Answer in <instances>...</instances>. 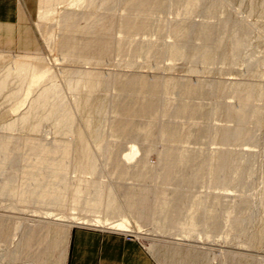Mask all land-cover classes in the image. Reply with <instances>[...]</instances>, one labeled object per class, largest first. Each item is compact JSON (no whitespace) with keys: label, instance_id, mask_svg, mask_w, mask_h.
<instances>
[{"label":"rangeland","instance_id":"1","mask_svg":"<svg viewBox=\"0 0 264 264\" xmlns=\"http://www.w3.org/2000/svg\"><path fill=\"white\" fill-rule=\"evenodd\" d=\"M183 2L31 0L16 25L0 24V139L8 142L0 151V264H65L77 228L135 243L148 264H264V0ZM212 30L224 47L208 62L199 53ZM23 56L40 69L39 84L8 76ZM130 78L145 85L125 98L119 88ZM181 82L210 90L183 97ZM45 87L60 102L55 114L32 109ZM246 94L248 120L237 131ZM183 105L201 114L176 116ZM66 111L71 129L57 122ZM122 123L139 132L118 131ZM177 124V142L159 134ZM46 145L55 154L33 178ZM61 145L70 151L61 184L40 201L35 193L48 185ZM171 145L169 156L188 168L173 167L165 182L159 165ZM130 147L138 153L126 162ZM195 173L203 176L193 183ZM176 193L189 195L181 213L158 214Z\"/></svg>","mask_w":264,"mask_h":264},{"label":"bare ground","instance_id":"2","mask_svg":"<svg viewBox=\"0 0 264 264\" xmlns=\"http://www.w3.org/2000/svg\"><path fill=\"white\" fill-rule=\"evenodd\" d=\"M49 1L50 0H40V5H43V6L46 5L47 6V4L50 3V2L51 3L52 2L59 3V2L65 1V0H51L50 2ZM88 1L89 2H94L95 0H88ZM181 1L183 2V0H181ZM174 3H176V2H174ZM183 3L184 4L181 3V5H182V7H183V5L185 7V4L187 5V3L186 2H183ZM87 5H89L88 2H87ZM177 6H180V4L178 3ZM182 7H181V9H183ZM179 8L180 7H178V11H181ZM193 8H194V5H190V3H189V10L188 11H191V10L195 11L196 8L194 10H193ZM174 11H177V10L175 9ZM146 27H147V25H146ZM141 29H143V28H141ZM144 29L146 30V28H144ZM144 29H143V31L140 30V32H145ZM239 31H240L239 33H242V34H246L248 32L247 29L239 30ZM181 32L184 35V34H186L187 31L186 30H182ZM215 35H216V33H215L214 30L209 31L207 33L206 39H205L206 47H205L204 50H202L199 53L200 54V58L202 60H205V61L209 62L217 54H219L222 51V48L224 46L221 43L217 42V40L215 38ZM240 43H241V39L237 37L235 39V41H234V47H233L234 51H236L238 49ZM141 48H142V46H141ZM143 48L145 49V47H143ZM143 48H142V52L144 53ZM134 51L136 52L135 49H134ZM145 51H146V49H145ZM135 52H134V55H135ZM138 53L139 52H137V54ZM180 53H182V52L173 49V51H171L170 55L176 56L177 54H180ZM143 55H145V54H143ZM10 63H11V65H10ZM10 63H9V66L10 67L12 66V67L10 68L8 66L9 69L7 68L8 69L7 70L8 71V73H7L8 76H14L21 83L25 82L26 79H30L31 86L34 85V84L37 85V83L41 80L40 79V74H39L40 73V69H38V66L34 65V61H33L32 57H27V56L18 57L16 59L12 60ZM31 68H32V70H31ZM139 85L144 86L145 83H141L136 78H130L125 85L120 86L119 91L121 92V96L123 95L126 98V97H129V96L133 95L134 88L136 86H139ZM3 87H4V82H0V92L2 91ZM45 88L46 89H44V88L41 89L42 91L40 90L41 92L39 94L37 93L38 95H36L37 97L35 96L36 98L35 97L33 98L34 99L33 100V102H34L33 104H34L35 107L33 106L32 109H34V110H36V109L37 110L38 109H47L48 110L47 114H50V113L51 114H55L60 102H59L58 99H53V91H52L51 88H48V87H45ZM177 88H178V91L180 92V94L183 97H188L190 94H192L194 92L196 93L197 96H205V95H207V93L210 90V88L208 90L204 86L192 87V86H188L186 83L184 84L182 82L177 85ZM246 91H247V89H246ZM248 99H249V94H246L243 99L238 100V101H240V105H239V112H240L239 119H240V122L238 124L237 131L241 130L243 123H245L248 120V114H247ZM122 104L123 103L120 102V103L117 104V106L118 105H122ZM237 106H238V104L236 105V107ZM32 109L30 110L29 113H33L34 110L32 111ZM199 110L200 109H197L195 106H192V105H190V106L189 105H183V106L177 108V110L175 111V115L176 116H180V117L182 115H187V116L198 115L200 113ZM254 112H255V110H254ZM29 113H26V114L21 116L20 121H21L22 124H25L27 122V120H28V118L30 116ZM254 116H255V114H254ZM73 117H74V115L72 113H70L69 111H66L64 113V115L62 116V119L58 120L57 122L63 123L64 127L68 126V128L71 129V126L73 125ZM44 118L47 119L48 116H46ZM44 118H42V119H44ZM46 119H44V120H46ZM36 127H35V130H38ZM132 127L133 126H130V127L127 128L126 124L122 123V124L119 125L117 130L118 131H122V132H124L125 130H128V132H130L129 134L131 136H134L139 131H138V128H136V127L132 128ZM179 127H178V124L177 125H164V126H162L159 129V134L163 135V136H166V138L169 139L170 142H177L179 137H180V135H181V131H180ZM68 132L72 133V130L71 131L69 130ZM189 135L192 136V131L189 133ZM28 143H30V145L34 146L31 142H28ZM64 145L63 146L61 145L59 147V150H60L59 160H57L55 163H53L51 165V167H50V170H49L50 179H49L48 185L45 188H43V189H41V190H39V191H37L35 193L36 198L39 199L40 201H44L45 199H48V198L52 197V195H53V187L57 188L58 185L61 184V174L64 172L65 161L68 159L69 152H70L69 149H68V145L67 146H64ZM7 146H8V142L5 141V140L0 139V151L7 149ZM173 150H176L175 146L173 147L171 145V147H167L166 153L163 155V157L161 159V162H160V165H159L160 166L159 167V171L162 173V176H161L162 178L161 179L163 181H165V182L170 177V173L173 170L172 168L175 167V166H179L178 165L179 164V159L176 160L178 162H175L174 159L169 156L170 155L169 152H171ZM137 153H138V150L136 149V147L135 148L134 147H130V150L128 151V153L123 155V160L126 161V162L133 161V159L135 158ZM54 154H55V150L50 149V147L47 148V145H46V147L45 146H40V153L38 154V156L36 158V163H35L36 166H37V172L35 174H33V178H38L40 176V170H41L40 168L45 163H47L50 160L51 156H53ZM233 159H231L230 161H232ZM223 162L224 163L222 165H224L225 168L226 167L227 168H231L230 167L231 164L228 165V163H225V160H223ZM121 164H122V162H121ZM88 165H89L91 170L95 169V165L96 164H95V160H94V156L93 155L88 158ZM187 165H188V163L182 164V166L180 165L179 167L188 168ZM122 167H123V165L121 166L119 164L115 168V171H116L117 174L124 175L123 172H125V171H123ZM232 170H234V169H232ZM240 175H241V173H240ZM199 176H201V177H199ZM202 176L203 175H198L197 173L193 174L192 175L193 183L198 181V180H200V179H202ZM5 190L7 192H9V193L13 192V188L11 187L10 184H7L5 186ZM20 196H21L22 199L24 198L23 191L21 192ZM59 196L62 198V194L58 195V197ZM95 196H96V193H95ZM188 197H189V195H185V194H182V193H176V195L174 196V199L172 201H170V203L164 204L162 206V208L159 209L158 214H160V215L165 214L167 208H170V207L172 208V212L174 214H180L181 210H182L183 203H184V201H186V199H188ZM56 202H58V200ZM217 226H218V220L216 219L211 227L214 230V228H216ZM115 227L124 228L123 224L122 225L119 224V225H117ZM212 229H211V231H212Z\"/></svg>","mask_w":264,"mask_h":264},{"label":"crops","instance_id":"3","mask_svg":"<svg viewBox=\"0 0 264 264\" xmlns=\"http://www.w3.org/2000/svg\"><path fill=\"white\" fill-rule=\"evenodd\" d=\"M31 0H0V24L16 25L17 14L29 10ZM135 243L121 237L77 228L71 232L65 264H148Z\"/></svg>","mask_w":264,"mask_h":264}]
</instances>
